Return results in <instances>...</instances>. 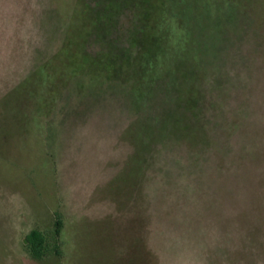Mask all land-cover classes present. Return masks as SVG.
Masks as SVG:
<instances>
[{
	"label": "rangeland",
	"instance_id": "obj_1",
	"mask_svg": "<svg viewBox=\"0 0 264 264\" xmlns=\"http://www.w3.org/2000/svg\"><path fill=\"white\" fill-rule=\"evenodd\" d=\"M88 4L0 0V264H264V0H187L195 48L117 76L79 53L132 57L134 11Z\"/></svg>",
	"mask_w": 264,
	"mask_h": 264
},
{
	"label": "trees",
	"instance_id": "obj_2",
	"mask_svg": "<svg viewBox=\"0 0 264 264\" xmlns=\"http://www.w3.org/2000/svg\"><path fill=\"white\" fill-rule=\"evenodd\" d=\"M176 3L179 4L180 7H175L172 0H99L96 3L95 0H89L88 6L93 17L92 26L88 27V29L90 28L89 34H92L95 29L108 24L110 18L119 16L120 9L128 8L134 11V18L137 23V34H131L129 40L132 42L134 39H137L139 43H132V45H135L134 47L136 49L135 52L131 54L132 57H128V60L124 59L123 48H119L118 50L116 47L112 50L102 49L95 53L87 51L84 47V51L79 54L92 60L95 65L98 63L99 67L102 69L95 67L96 70H107L111 72L113 76H117V74L120 73V66L127 71H136L138 69H136L138 62L141 64L140 70L142 72H153L155 70L153 60L157 58L158 54L164 56L168 54L170 44H162V41L167 35L165 29H170V27H172L175 31L181 30L180 39H189L191 49L195 48V40L200 36L199 33H202V31L196 30L198 23H196V25L194 24L191 29L180 28V26L183 28V26H188L189 24V17L186 14L187 0H178ZM174 18L176 19L178 27L176 25L172 26L173 22H175ZM194 22H196L195 19ZM86 33L87 31L82 38H85ZM153 43H158L156 48L158 52L157 50L155 53L152 51L151 45ZM54 225L55 235L58 236L62 227L61 219L57 218ZM24 241L30 254L35 259H42L50 251L47 236L38 229H32L24 237ZM53 250L57 254L60 253L58 250L57 237H55Z\"/></svg>",
	"mask_w": 264,
	"mask_h": 264
}]
</instances>
